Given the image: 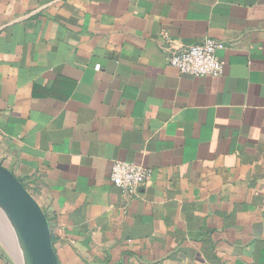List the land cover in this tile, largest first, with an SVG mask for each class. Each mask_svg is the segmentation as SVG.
Returning <instances> with one entry per match:
<instances>
[{"label":"crops","instance_id":"obj_1","mask_svg":"<svg viewBox=\"0 0 264 264\" xmlns=\"http://www.w3.org/2000/svg\"><path fill=\"white\" fill-rule=\"evenodd\" d=\"M207 36L220 76L168 62ZM0 163L59 264H264V0H0Z\"/></svg>","mask_w":264,"mask_h":264},{"label":"water","instance_id":"obj_2","mask_svg":"<svg viewBox=\"0 0 264 264\" xmlns=\"http://www.w3.org/2000/svg\"><path fill=\"white\" fill-rule=\"evenodd\" d=\"M0 200L15 218L20 230L21 243L23 237L30 248L34 263L59 264L45 212L23 182L1 163ZM11 252L14 253L13 250ZM14 257L19 264H22L18 257ZM23 257V262L26 264L25 256Z\"/></svg>","mask_w":264,"mask_h":264},{"label":"built area","instance_id":"obj_3","mask_svg":"<svg viewBox=\"0 0 264 264\" xmlns=\"http://www.w3.org/2000/svg\"><path fill=\"white\" fill-rule=\"evenodd\" d=\"M224 47L222 41L207 36L199 42L173 50L168 55V62L182 75L217 77L225 68V61L218 56ZM150 175L151 171L144 166L122 160L113 162L110 174L113 183L129 194L137 193L146 185Z\"/></svg>","mask_w":264,"mask_h":264},{"label":"rangeland","instance_id":"obj_4","mask_svg":"<svg viewBox=\"0 0 264 264\" xmlns=\"http://www.w3.org/2000/svg\"><path fill=\"white\" fill-rule=\"evenodd\" d=\"M0 239L5 243L8 255L11 257L13 264H19L14 256L18 257L22 261V264H24L23 255L25 256L26 264H31L23 240L21 243L20 230L18 224L15 221V218L11 214L10 210L2 200H0ZM10 249L13 250L14 253L11 252Z\"/></svg>","mask_w":264,"mask_h":264},{"label":"bare ground","instance_id":"obj_5","mask_svg":"<svg viewBox=\"0 0 264 264\" xmlns=\"http://www.w3.org/2000/svg\"><path fill=\"white\" fill-rule=\"evenodd\" d=\"M22 240H23V242H24V244L26 246L27 253H28V256H29V259H30L31 264H35L34 263V259H33L32 254H31V251H30V248L28 247V245H27V243H26V241L24 240L23 237H22Z\"/></svg>","mask_w":264,"mask_h":264}]
</instances>
